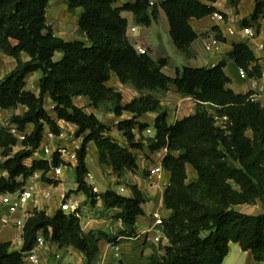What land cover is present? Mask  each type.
Instances as JSON below:
<instances>
[{
	"label": "trees",
	"instance_id": "16d2710c",
	"mask_svg": "<svg viewBox=\"0 0 264 264\" xmlns=\"http://www.w3.org/2000/svg\"><path fill=\"white\" fill-rule=\"evenodd\" d=\"M217 1L126 0L119 5V0H66L69 11L81 8L77 26L82 39L69 41L55 35L47 21L50 0H0V53L16 61L0 79V110L25 108L8 120L23 139L8 126H0L4 158L0 196L22 189L36 172H41L42 180L58 183L47 174L54 167L68 165L61 154L55 151L51 160L34 155L46 132L61 135V120L73 125L75 137H81L76 149L77 188L65 200L74 193L84 196L92 207L102 201L104 212L112 211L109 217L122 225L117 232L86 231L82 216L71 211L58 208L50 215L45 209H34L24 224L20 249H14L11 241L0 242V264H27L24 254L34 248L39 236L60 248L72 247L83 255L85 264H96L102 242L119 244L137 235L145 198L136 184L130 186V196L112 188L92 190L85 161L91 142L99 163L111 168L118 183L138 169V152L152 155L167 148L162 167L170 176L164 191V206L170 214L160 225L167 242L152 245L147 264H222L231 243L250 251L254 261L264 262V213L236 209L264 199V104L251 99V91L237 93L228 87L227 60L214 66L182 65L176 67L175 76L167 75L163 72L167 59L155 60L136 50L127 35L128 20L122 15L131 12L136 24L149 26L163 10L175 46L190 58L191 44L198 37L190 21L220 11L214 6ZM228 1L233 7L241 2ZM263 16L264 0H254L250 20H243L244 25L258 27ZM213 30L218 40L226 41L218 27ZM57 53H61L58 60ZM227 59L249 78L262 77L259 59L246 43L233 42ZM33 72L41 73L37 94L26 88L27 76ZM114 76L139 96L123 104L122 93L108 84ZM172 88L192 98L195 110L170 124L168 110L151 93L163 95ZM80 96L88 97L95 109L120 118L116 129L122 142L111 133V126L74 103ZM124 113L132 116L121 118ZM146 113L157 114L152 124L139 120ZM149 126L154 135L137 139L136 132L142 134ZM16 146L20 148L14 150ZM28 159L31 164H26ZM188 169L194 177H189Z\"/></svg>",
	"mask_w": 264,
	"mask_h": 264
},
{
	"label": "crops",
	"instance_id": "0c3cea01",
	"mask_svg": "<svg viewBox=\"0 0 264 264\" xmlns=\"http://www.w3.org/2000/svg\"><path fill=\"white\" fill-rule=\"evenodd\" d=\"M62 0H50L49 7L47 11L53 10V12H57L60 9L59 2ZM66 1V0H65ZM126 0H119L118 4H122ZM243 2V1H242ZM214 6L218 8V10L228 13H231V9L226 6L224 1L218 0L214 3ZM52 7V8H51ZM254 9V0H251V8L249 12H243L240 10V13L237 15H233L232 17L228 18L229 24H233L236 27H239L242 24V21L247 19L250 20V16ZM122 15L127 18L129 26H136V31L131 33L132 39H129L130 42L134 45V43H138L145 48L148 49L149 55L157 60L160 58H165L168 60V65L163 68V72L169 76H175L176 67L182 65H189L192 67H200V66H211V64H217L221 60H227L226 66L224 67V71L231 79L228 87L234 90L237 93H247L251 91L252 93H258L259 88H251L252 83H256L259 87L260 85L264 84V51L259 50L257 45L259 43H264V16L261 17L258 21L259 26L254 27L255 29V36L249 40H246L240 35H223L226 41L221 42L219 46V50L216 53H208L205 51L202 43V39L206 36L214 34L213 28L216 26V23L209 17H205L202 19H192L190 22L193 25L195 31L197 32V39L191 44V57L186 58L184 54H182L177 47L175 46L171 36H170V28L167 17L163 10H160V21L162 24H158L157 21L153 22L149 26L138 25L134 21V16L131 12L124 11ZM47 21H49L48 14L46 13ZM77 21V20H76ZM49 23V22H48ZM55 35L60 36L66 40L72 41L79 39L80 33L78 31L77 22L71 27L70 25H63L59 27L57 24H53V22L49 23ZM235 41H241L246 43L250 49L254 52L255 56L259 59V63L262 66V77L261 78H244L240 75L239 69L240 67L232 60L227 59L228 52L232 49V44ZM167 49H170L172 53L176 57V61L170 58V54ZM2 54V53H1ZM3 55V60L7 61L8 66L4 68L2 67V72L0 74V79L11 69L14 68L16 61L15 59ZM23 59H27V55L23 54ZM3 66V65H2ZM41 73L40 72H33L27 76V86L26 88L38 93L39 88V78ZM110 86L115 87L118 89L123 96V104L129 103L135 97L139 96L138 91H136L132 86L122 84L115 76L108 83ZM31 88V89H30ZM153 96L160 98L161 104L168 110V123H174L176 120L182 119L185 116L190 115L195 110V102L190 97H183L180 94L176 93L174 89H170L163 95L157 93H151ZM261 99V98H259ZM174 101V102H173ZM263 104L261 100H259ZM74 103L79 107H82L85 112L87 113H95L98 118L104 122L105 124L111 126L112 131L111 133L116 137V134H120L116 129V124L120 118L114 115L112 112H109L104 109H95L88 97L80 96L74 99ZM18 110L22 113L25 108L19 107ZM8 111V110H3ZM104 111L108 112L107 117L103 118L102 115ZM127 114V115H124ZM121 118H130L132 115L129 113H124ZM156 113H146L144 114L139 120L141 122H148L152 124L156 118ZM112 117V118H109ZM59 126L62 128V133L60 136H56V138H52L49 140L50 145L54 148L62 147L65 152L62 154L63 160L68 165H63L62 172L58 178V183L56 185L47 184L46 187H43L37 183L39 191L43 193V195L38 197V193L36 194L37 203L30 202V207L32 209H45L48 214L52 215L55 210L60 207L61 197L69 193L71 190H75L77 188L76 184V173L75 168L77 166L76 160V149L80 146L81 137H75V127L65 121H58ZM32 126H30L29 131H31ZM121 135V134H120ZM72 137V138H70ZM70 138V139H69ZM118 138V137H116ZM123 139V138H122ZM45 140V138H44ZM71 147V148H69ZM92 154V158L90 153ZM143 155H150L149 152H141ZM35 158H44V152L41 148H39L35 155ZM143 157V156H141ZM86 166L88 171L93 173L94 175V182L99 190V192H103L107 189H115L117 192L130 196L132 191L130 186L136 184L139 189L141 190L144 198V215L138 217L136 223V232L137 235L133 238H129L130 240H138L139 237L146 238L147 241H150L151 247L147 248L145 251V255L147 258L152 254L153 249L152 245L157 244L154 241L155 236H162L160 228L154 225V212H158L163 218L168 217L170 211L167 210L164 206V191L166 185L169 182V173L164 171L161 175L154 176L153 178L149 179V171L155 165V163H151L150 159L139 158L138 159V169L136 170V174L132 172L126 173L123 179H127L128 177L132 176L133 181H128L129 185H125L122 182L118 183V178L112 173L110 167L102 165L98 161L97 157V149L95 145L91 142L88 144L87 155H86ZM156 162V161H155ZM103 171L110 174V178L108 180H103L101 177ZM191 171V169H188ZM192 172V171H191ZM194 177V174L192 172ZM66 183H69V187H67ZM72 183V184H70ZM111 185H109V184ZM124 190H123V189ZM123 192H120V190ZM121 190V191H122ZM48 193L49 195H46ZM71 200H78L80 202V210L83 216V225L86 224L84 228L86 231L89 230H106L111 231L110 223L111 221H115L118 224V229L122 227L121 221H116L112 218L110 220L105 219L106 213L110 214L112 211L104 212L103 202L98 201L95 207L90 206L89 204L85 203V197L82 195H77L74 193L70 194ZM242 206V205H239ZM236 207V209L239 208ZM239 210V209H238ZM101 211L103 214L101 215ZM97 213L95 217L92 215ZM100 214V216H99ZM105 214V215H104ZM109 218V217H108ZM103 220L102 223H106L103 227H99L97 224ZM108 220V221H107ZM19 235V230L12 226H2L0 225V242L2 241H11V244L15 242ZM128 240V239H127ZM163 244H166V239L162 238ZM237 245V246H234ZM119 247L123 248L122 243L118 244ZM102 249L109 248L106 242L101 243ZM233 249V253L239 258L240 256H244V258L248 261L247 264H264V262H256L254 261L252 254L250 251H242L240 246L237 243L230 244V251L227 257L224 259L222 264H231V250ZM64 251L69 252V254H78L76 250L72 247H63L60 248L55 244L46 243V248L41 252V258L48 259L49 254L52 252L59 253L60 255L64 253ZM49 255V256H48ZM69 256V255H68ZM237 264H241L237 262Z\"/></svg>",
	"mask_w": 264,
	"mask_h": 264
},
{
	"label": "built area",
	"instance_id": "2783aa9c",
	"mask_svg": "<svg viewBox=\"0 0 264 264\" xmlns=\"http://www.w3.org/2000/svg\"><path fill=\"white\" fill-rule=\"evenodd\" d=\"M153 1L151 2V4ZM209 17L216 23L215 27H218L221 31L222 35H240L246 40H249L255 36V29L253 26L250 25H243L241 24L239 27H236L233 24H229V21L226 20L224 14L221 11L213 12ZM136 31V26H129L127 28V35L129 39H132L131 33ZM215 32V31H214ZM222 41L218 40L215 37V33L211 34L209 36H206L202 39L203 47L206 52L208 53H216L219 50V46ZM134 46L136 50L139 53H149L148 49L144 46L134 43ZM257 48L259 50L264 51V43H259L257 45ZM215 63L211 64V66H214ZM240 75L244 78H247V73L244 69H239ZM251 88H259L258 93H252L251 99L259 101L261 100L264 104V84L260 85L259 87L256 85V83H252ZM261 98V99H259ZM54 106L53 104L49 105V108L52 109ZM0 126H8L10 128L11 133L16 135L19 139H23L24 136L22 133H19L15 126L10 125L8 122H0ZM145 133L148 136H153L155 131L152 127H147L145 130ZM45 140L43 139L40 148L44 152V158L51 160L53 153L55 151H58L61 154L65 152V150L62 147L53 148L52 145H50L49 140L52 138H56V136L51 132H46L44 135ZM159 157L155 162V165L151 168L149 171V179L153 178L154 176L161 175L164 172V169L162 167V159L163 156L167 153V148H162L161 151L158 152ZM63 165H60L58 167H54L47 176L49 178H58L62 172ZM53 172V176H49ZM41 172H36L33 176L35 178L39 177ZM31 176L30 178H33ZM86 180L88 184L91 186L92 190L94 192H98V188L93 180V175L91 172H89L86 176ZM39 189L37 186V183L32 179L26 182L25 186L16 191L15 193H6L0 196V225L2 226H12L19 230V235L15 242L11 244V246L14 249H20L23 244V227L26 222V220L30 217L32 209L30 207V202H33L34 204L37 203L36 194L38 193ZM46 195H49L46 193ZM62 210L65 211H71L75 213L77 216H82L81 210H80V202L78 200H71L67 199L65 200V196L63 195L61 197V203L60 207ZM154 225L158 226L160 228V225L162 223L163 217L159 215L158 212H154ZM163 236H155L154 241L156 243H159L160 240H162ZM108 247L112 251H118L119 246L118 244H108ZM46 248V242L44 241L42 236H39L37 239V242L34 246V248L24 254V259L27 264H40L41 263V252L43 249ZM54 256L56 258L60 257L59 253H54Z\"/></svg>",
	"mask_w": 264,
	"mask_h": 264
},
{
	"label": "rangeland",
	"instance_id": "374dc122",
	"mask_svg": "<svg viewBox=\"0 0 264 264\" xmlns=\"http://www.w3.org/2000/svg\"><path fill=\"white\" fill-rule=\"evenodd\" d=\"M224 1V3L226 4L227 7H229L231 9V13H225L222 12L226 18V20H228L229 17H232L233 15H237L240 13V10L243 12H249L250 8H251V0H241L240 4L238 7H233L231 6V4L229 3L228 0H221ZM243 1V2H242ZM59 6H60V10L57 11L56 13L53 12V10H49L47 11L48 17H49V23L53 22V24H57L59 27H62L63 25H70L71 27L77 22L76 20L78 19L79 13L81 11V8H77L76 10H74L73 12L69 11L68 6L66 4L65 0H62L59 2ZM52 8V7H51ZM158 24H162L160 19L157 20ZM244 21H242V24L244 25ZM79 39H82L81 36H79ZM169 54H170V58L174 61H176V57L175 55L172 53V51L170 49H167ZM61 58V53H57L55 55V59H60ZM3 65V66H2ZM8 66L7 61L3 60V55L0 53V74L2 72V67L4 68ZM31 89V88H30ZM174 102V101H173ZM17 112H20L18 109L16 110H9V111H3L0 110V122H8L10 116L12 114H15ZM107 113L106 111H104V114L102 115V117L108 118L107 117ZM127 115V114H124ZM112 118V117H109ZM152 127V126H150ZM75 136V135H74ZM136 136L137 139L141 138V136H148L145 132L140 134L138 133V131L136 132ZM116 137H118L117 139L122 142V135L120 134H116ZM72 138V137H70ZM69 138V139H70ZM53 147V146H52ZM20 148V146H16L14 148V150H18ZM54 148V147H53ZM71 148V147H69ZM135 152H138L136 150H134ZM2 149L0 148V161H2L4 158L2 157ZM92 152L90 153L91 158H92ZM138 159L139 158H145V159H150L151 163H155V161L158 159L159 157V153H155L152 155H143L142 153L138 152ZM143 156V157H141ZM93 159V158H92ZM32 159H28L26 160V164H31ZM3 172L0 170V175ZM133 174H136V171L132 172ZM93 175V173H91ZM49 176H53V172H51V174H49ZM101 177L103 178V180H108L110 178V174L106 173L105 171H103ZM189 177L192 178V172L189 171ZM49 178V177H48ZM34 180L36 183H39V185L46 187L47 184H53L56 185L54 183H48L44 180H42L41 178V174L39 175V177L35 178L33 176V178H28L27 181L29 180ZM52 181L54 182H58V180L56 178H50ZM93 180H94V175H93ZM128 181H133L132 176L128 177ZM127 179H123L120 180V182H122L125 185H129ZM72 184V183H70ZM109 184V183H108ZM67 187H69V183H66ZM111 185V184H109ZM123 189V188H122ZM121 189V190H122ZM120 192H123V190ZM99 192V190H98ZM44 193V192H43ZM43 193L40 191H38V197L43 195ZM240 211L244 212V213H248V214H260V213H264V199H259L255 204L249 205V204H245L242 206H239L238 208ZM101 215L103 214V211L100 212ZM112 214V212L110 213ZM107 214L105 216V219L110 220L109 215ZM94 217L96 215H98L97 213L92 214ZM100 216V214H99ZM97 217V216H96ZM109 217V218H108ZM107 220V221H108ZM103 220H100V222H98L97 224L99 225V227H103V225H105L106 223H102ZM82 222H83V216H82ZM84 228L86 227V224L83 225ZM110 226L112 227L111 230H113L114 232L118 231V224L115 223V221H111ZM136 238V237H135ZM150 241H147L146 238L144 237H139L138 240H130V239H124L122 242V246L123 248L119 247L118 251H112L110 248H103L101 255L97 261L96 264H147L148 258L147 255H145V251L147 248L151 247V244L149 243ZM237 246V245H234ZM231 264H237V262H240L241 264H247L248 261L244 258V256H240L239 258H237V256L233 253V249L231 250ZM50 255V256H49ZM49 258L48 259H43L41 258V263L40 264H85V260L84 257L81 253L78 254H69V252L64 251V253H62L60 255V257L56 258L54 256V254L51 252L49 254ZM69 255V256H68Z\"/></svg>",
	"mask_w": 264,
	"mask_h": 264
}]
</instances>
